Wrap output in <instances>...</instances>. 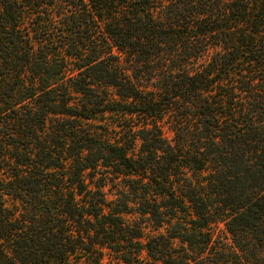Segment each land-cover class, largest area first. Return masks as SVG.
I'll use <instances>...</instances> for the list:
<instances>
[{"label":"trees","instance_id":"obj_1","mask_svg":"<svg viewBox=\"0 0 264 264\" xmlns=\"http://www.w3.org/2000/svg\"><path fill=\"white\" fill-rule=\"evenodd\" d=\"M109 263L264 264V0H0V264Z\"/></svg>","mask_w":264,"mask_h":264},{"label":"rangeland","instance_id":"obj_2","mask_svg":"<svg viewBox=\"0 0 264 264\" xmlns=\"http://www.w3.org/2000/svg\"><path fill=\"white\" fill-rule=\"evenodd\" d=\"M107 122H110V121H107ZM95 123H97V122H92V124H95ZM101 123H105L104 121L103 122H101ZM97 124H99V123H97ZM96 178H99V176H96ZM106 184H107V186H106V188L104 189L105 190V192L108 194V196H110L111 198H114V196H115V189H112V186H111V183H110V181L109 180H106ZM216 228V233H218V235L221 233V232H223V230H222V225H218L217 227H215ZM145 234L147 235V236H150V235H153L154 234V232H152V230H151V228L150 227H148L147 228V230H145ZM223 237V236H222ZM110 264V263H109ZM112 264V263H111Z\"/></svg>","mask_w":264,"mask_h":264}]
</instances>
